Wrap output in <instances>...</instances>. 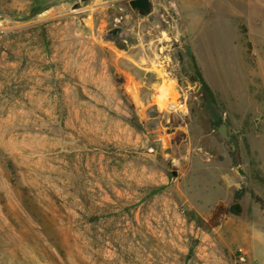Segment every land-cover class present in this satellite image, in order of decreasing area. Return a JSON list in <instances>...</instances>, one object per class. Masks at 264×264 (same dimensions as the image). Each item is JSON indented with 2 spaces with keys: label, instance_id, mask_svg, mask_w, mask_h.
<instances>
[{
  "label": "rangeland",
  "instance_id": "rangeland-1",
  "mask_svg": "<svg viewBox=\"0 0 264 264\" xmlns=\"http://www.w3.org/2000/svg\"><path fill=\"white\" fill-rule=\"evenodd\" d=\"M128 1L0 0V264H264V0Z\"/></svg>",
  "mask_w": 264,
  "mask_h": 264
},
{
  "label": "trees",
  "instance_id": "trees-1",
  "mask_svg": "<svg viewBox=\"0 0 264 264\" xmlns=\"http://www.w3.org/2000/svg\"><path fill=\"white\" fill-rule=\"evenodd\" d=\"M33 13H35V12H33ZM192 63H193L195 77H192L191 81L192 82L199 81L201 86H202L203 92L205 94H207L209 97H213V94H212L211 90L206 85V83L203 81V79H202L197 67L195 66V63H194L193 59H192ZM215 124L219 125L220 124V120H218ZM236 159H237V157H236ZM235 163L238 164L239 162L236 160ZM246 193H247V190L245 188H240V189L236 190L234 192V195H233V202L229 206L217 205L213 209V211H212V213L210 215V218L207 221H203L202 219H200L196 215H195V218L200 223L205 224V226L207 228H211V229L215 228V227L218 226L221 217H224V216L229 215V214L238 216L241 213V206H240L239 200ZM250 196L255 202H257L260 205L264 206L263 201H261V199H259L256 195H254L253 192H250Z\"/></svg>",
  "mask_w": 264,
  "mask_h": 264
},
{
  "label": "water",
  "instance_id": "water-1",
  "mask_svg": "<svg viewBox=\"0 0 264 264\" xmlns=\"http://www.w3.org/2000/svg\"><path fill=\"white\" fill-rule=\"evenodd\" d=\"M128 5L131 9L136 10L140 17L145 16L151 10L150 0H129ZM224 128V124H220L218 127V133L224 140H228L229 137L225 135ZM173 175H175V172H173Z\"/></svg>",
  "mask_w": 264,
  "mask_h": 264
},
{
  "label": "built area",
  "instance_id": "built-area-1",
  "mask_svg": "<svg viewBox=\"0 0 264 264\" xmlns=\"http://www.w3.org/2000/svg\"><path fill=\"white\" fill-rule=\"evenodd\" d=\"M168 108L170 110L173 111H179V112H183V110H186V107L183 103L180 102V100H178L177 102H169L168 104Z\"/></svg>",
  "mask_w": 264,
  "mask_h": 264
}]
</instances>
